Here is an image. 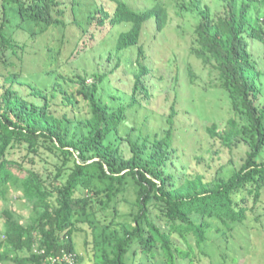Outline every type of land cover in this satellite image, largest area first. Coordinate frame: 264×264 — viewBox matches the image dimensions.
I'll return each mask as SVG.
<instances>
[{
  "label": "trees",
  "instance_id": "obj_1",
  "mask_svg": "<svg viewBox=\"0 0 264 264\" xmlns=\"http://www.w3.org/2000/svg\"><path fill=\"white\" fill-rule=\"evenodd\" d=\"M109 2L112 9L104 0H0V251L7 249L0 260L43 264L66 251L81 264L74 242L80 232L85 250L92 249L91 264H199L204 257L209 264H236L230 254L236 227L248 211L259 224L264 215V0ZM171 6L192 13L191 51L216 74L213 86L233 114L222 131L212 123L207 132L227 147H246L241 163L213 181L184 172L173 110L161 137L119 134L136 93H147L139 85L146 73L142 38L163 31ZM118 26L126 27L113 36V50L135 47L139 72L128 105L111 108L99 91L114 69L58 71ZM38 76L47 77L43 85ZM64 82L75 88L68 91ZM78 98L87 103L85 117L56 114ZM19 149L26 152L22 159L15 156ZM10 192L29 209L27 217L9 206ZM8 250L18 255L9 257Z\"/></svg>",
  "mask_w": 264,
  "mask_h": 264
},
{
  "label": "rangeland",
  "instance_id": "obj_2",
  "mask_svg": "<svg viewBox=\"0 0 264 264\" xmlns=\"http://www.w3.org/2000/svg\"><path fill=\"white\" fill-rule=\"evenodd\" d=\"M104 2L109 9L113 8L109 0H104ZM191 14H179L171 6L168 23L163 31L153 33L154 36L145 34L142 38L145 48L146 73L140 77L139 85L142 83V88L147 93L144 94L140 91L141 89L136 93L138 102L127 109L128 125L123 126L119 134L130 133L133 139L139 140H143L145 136H149L150 140L155 135L161 137L164 130L171 125L168 117L173 110L174 144L178 146V154L179 152L181 154L180 157L178 155L175 157L178 156L177 158L186 165L184 172L188 176L200 175L205 181H213L221 176L226 177L230 170L241 163L246 147L241 143L227 147L220 139L212 137L206 130L207 126L217 123V130L222 131L228 118L233 114L225 94L213 86L216 74L210 70V66H205L191 51L194 25ZM125 27L118 26L109 31L108 34L111 37L106 38L104 42H96L94 48L78 61L62 66L58 71L66 75L72 72L86 74L98 71L103 73L114 69L115 71L103 80L99 91L100 100L111 108L121 104L128 105L135 80L134 74L139 72L135 47L118 54L113 50L115 38L113 36ZM147 28H150L149 25ZM53 33L55 36L60 35V31L56 29ZM56 45H59V40L53 42L55 48ZM254 52L259 55L262 49H254ZM116 56H118L120 66L115 69ZM261 65L264 70V62ZM29 67V63L26 62L25 69ZM32 67L37 69L36 64ZM38 68H44V66L40 64ZM48 76L51 77L50 82H52L54 77ZM45 78L47 77L38 76L36 79L43 85ZM262 78L264 83V75ZM87 81H91V77H88ZM2 83H4L3 77L0 76V87ZM63 86L68 91L75 88L73 84L67 85L65 82ZM56 109L58 115L69 111L70 117L83 118L87 114L88 106L85 101L78 98L74 106L62 104ZM72 129L76 133L79 132L76 127ZM111 141L121 142L115 136ZM15 153V156H20L22 159L21 156L26 152L24 149H19ZM177 158L176 167L179 166ZM26 164L31 167L28 161ZM37 166L44 172L45 169H42L40 164ZM9 206L23 217L29 214V209L24 207L22 201L15 199L14 192L9 194ZM122 208L125 210L124 206ZM247 214L245 224L236 227L238 229L234 232L230 254L237 257L236 264H264L261 260L264 254V215L260 217L262 224H259L255 220V214L249 211ZM1 228L0 237L3 232ZM74 242L76 251L83 255L81 264H91L93 252L90 247L85 250L82 233H74ZM4 252H7L6 248L0 251V253ZM16 255L18 253L8 250L9 257ZM209 261V258L204 257L199 264H209ZM0 264L15 263L0 260Z\"/></svg>",
  "mask_w": 264,
  "mask_h": 264
},
{
  "label": "built area",
  "instance_id": "obj_3",
  "mask_svg": "<svg viewBox=\"0 0 264 264\" xmlns=\"http://www.w3.org/2000/svg\"><path fill=\"white\" fill-rule=\"evenodd\" d=\"M35 251H38L35 249ZM43 253V250L39 251ZM76 260L75 253L63 251L57 255H49L43 259V264H74Z\"/></svg>",
  "mask_w": 264,
  "mask_h": 264
}]
</instances>
